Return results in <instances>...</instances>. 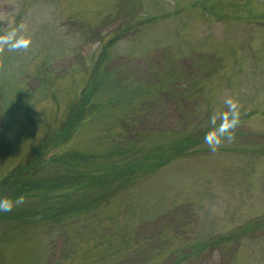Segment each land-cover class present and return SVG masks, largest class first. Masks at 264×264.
<instances>
[{
    "label": "rangeland",
    "instance_id": "374dc122",
    "mask_svg": "<svg viewBox=\"0 0 264 264\" xmlns=\"http://www.w3.org/2000/svg\"><path fill=\"white\" fill-rule=\"evenodd\" d=\"M13 33L0 186L27 161L47 186L74 160L144 164L74 216L63 189L9 198L0 264H264V0H0Z\"/></svg>",
    "mask_w": 264,
    "mask_h": 264
},
{
    "label": "trees",
    "instance_id": "16d2710c",
    "mask_svg": "<svg viewBox=\"0 0 264 264\" xmlns=\"http://www.w3.org/2000/svg\"><path fill=\"white\" fill-rule=\"evenodd\" d=\"M91 96L87 95L86 97L81 98V103H79V116H81V124L85 122L84 118H82L87 112V109H89L91 106L89 105V100ZM92 111V110H91ZM76 117V119L70 120L66 124V134H68L71 131V127L73 124L78 125L79 124V119L80 117ZM45 151H42V154H44ZM84 160L89 155H81ZM145 159V158H144ZM143 159V160H144ZM52 162L55 161V157L50 160ZM59 164L60 161L56 160ZM90 162V161H89ZM36 166V160L33 161ZM72 164V167L70 163L68 164H63V166L70 168L72 171L68 175H65V177H61V179L54 180L51 185H41L40 183H36L35 181H32V176L28 175L34 171L33 165H30V162L27 161L24 165H20L11 173V175L8 176V181L7 184L1 185L0 186V191L5 188V191H3V194L5 198H15L19 196H37L40 195L39 191H45L43 188H47L45 192L50 194V192H55L56 190L63 189L65 192H71L69 193L68 196L73 198V203H72V209L70 212L65 213V215H75L77 212L84 213V212H89L92 207H96V205L87 202L94 193V190H97V187H99L100 184H104L107 182V180H111V178L116 177H125V175L130 174L133 175L138 169H140V166L144 164V161L141 163L136 161L132 165H128L127 167L123 168H117L118 170H115V164L113 163H100L97 164L96 162H82V161H76L74 160ZM69 165V166H68ZM106 166V167H105ZM127 168V169H125ZM91 170H97L100 171L101 173L98 175H93ZM126 170V171H125ZM46 183V182H44ZM45 186V187H41ZM41 187V188H40ZM43 189V190H39ZM98 191V190H97ZM1 193V192H0ZM81 196V200H79ZM65 199H69L67 196H64ZM77 197V198H74ZM51 200V194L49 197ZM56 199V198H55ZM85 200V201H84ZM104 200V199H103ZM84 201V202H83ZM101 201V200H100ZM100 201L96 202L97 205H100ZM2 214V213H1ZM48 216V212L46 213ZM57 216H62L63 219L66 218L64 217L63 214L58 213L52 215V217H57Z\"/></svg>",
    "mask_w": 264,
    "mask_h": 264
},
{
    "label": "clouds",
    "instance_id": "9594fccd",
    "mask_svg": "<svg viewBox=\"0 0 264 264\" xmlns=\"http://www.w3.org/2000/svg\"><path fill=\"white\" fill-rule=\"evenodd\" d=\"M15 33L0 36V47H7L8 51H16L21 48L28 47V41L24 39L15 40ZM23 203V198L16 199L15 201L9 198L0 199V213H10L15 205Z\"/></svg>",
    "mask_w": 264,
    "mask_h": 264
}]
</instances>
